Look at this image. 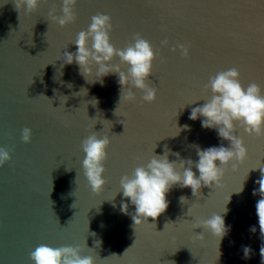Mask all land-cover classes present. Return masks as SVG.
I'll use <instances>...</instances> for the list:
<instances>
[{"label": "water", "instance_id": "water-1", "mask_svg": "<svg viewBox=\"0 0 264 264\" xmlns=\"http://www.w3.org/2000/svg\"><path fill=\"white\" fill-rule=\"evenodd\" d=\"M54 7L62 14V0H44L33 13H20L15 0H0V147L11 154L0 167V264H34L31 253L41 244L79 246L97 264H261L260 196L252 194L260 170L250 172L243 193L234 191L249 169L264 167V136H249L237 122L248 149L243 164L230 165L218 187L202 186L197 196L190 187H173L167 210L136 229L131 215L120 211V180L146 165L155 147L156 154L167 145L195 161L194 144H220L214 130L189 119L191 108L211 97L206 85L217 72L235 67L245 87L255 82L264 92V0H79L76 20L66 27L50 19ZM99 13L111 17L115 47H126L136 34L152 44L156 59L147 82L157 89L154 102H143V92L133 89L137 100L120 103L118 73L101 85L86 80L75 63L60 68L58 58L67 47L76 51L79 32ZM112 63L127 71L118 56ZM185 124L191 131L176 135ZM25 127L32 130L30 143L22 139ZM93 133L111 141L100 193L82 165V142ZM181 196L189 202L182 204ZM225 205L232 227L220 244L193 225ZM243 245L252 247L251 259H243Z\"/></svg>", "mask_w": 264, "mask_h": 264}, {"label": "clouds", "instance_id": "clouds-1", "mask_svg": "<svg viewBox=\"0 0 264 264\" xmlns=\"http://www.w3.org/2000/svg\"><path fill=\"white\" fill-rule=\"evenodd\" d=\"M42 2L44 0H15V5L20 13L22 11L33 13L39 9ZM76 4L77 0H62L60 9L62 14L57 15V10L54 7L49 11L50 19L61 27L73 23L76 20L74 11ZM112 29V20L109 15L99 13L92 16V22L88 29L80 31L74 42L77 46L76 51L71 52L67 47L62 56L58 58L61 61L60 68L63 69L65 66L75 63L86 80L91 83L99 82L101 85L104 84V77L118 73L119 83L122 86L120 103L122 100L129 103L137 100L136 92L133 89L143 92V102H154L157 98V89L147 82L149 76L152 75L153 62L156 59V52L152 44L141 35L136 34L133 38L134 42L129 43L126 47L117 48L111 42L110 32ZM90 41L91 43H89ZM163 43L166 44L167 41H163ZM179 48L185 58L189 57L190 50L187 46L180 44ZM116 56L120 58L122 64L127 65L126 72L121 69L120 64L112 63ZM206 87L211 89V97L205 99L204 104L191 108L189 119L199 120L203 129L214 130L221 142L219 145L207 148L194 144L198 156V160L195 161L191 158H180V153L172 152L167 145H165L163 154H156L155 147L153 155L146 165L136 167L131 175H124L121 178L120 191L123 192L125 199L121 201L120 211L122 214L131 215L135 229L148 221V218L156 219L167 210L170 203L167 194L173 187L177 185L182 188L190 187L193 196H197L202 186L218 187L225 170L230 165L233 170H236L240 164H243L248 157V149L244 140L236 134L237 122L249 136H264V92L259 84L253 82L245 87L240 81V71L233 67L219 71L210 77ZM95 101L98 103L97 100ZM195 103L196 101L191 104ZM183 108L179 111H182ZM177 129L176 135L182 130L191 131V125L185 124ZM31 138L32 130L25 127L22 134L23 141L30 143ZM224 141L228 142L227 146ZM110 143V138L107 135L100 138L96 133L87 136L82 142V149L85 153L82 161L84 175L96 193H100L106 184L104 162L108 158L107 149ZM170 154L175 155L178 159L170 160ZM10 160L9 150L0 147V167ZM194 169L198 170V176ZM255 169H259L261 173L255 181L258 187L253 188L252 194L260 196V199L256 201L255 208L261 240V264H264V167L249 169L239 189L234 192L236 194L243 193L249 174ZM115 196L111 200L114 201ZM180 201L182 204L189 202L184 196L180 197ZM129 202L135 206V211L132 213H129ZM230 202L231 198L227 204ZM226 205L222 211L214 213L210 218L198 220L193 225L194 228L203 227L210 231L219 238L220 244L232 227L226 222L229 211ZM190 214L191 206L188 210V215ZM249 231L255 234L257 226H250ZM99 243L98 241L97 244L99 245ZM242 251L243 259H251L253 249L250 245H243ZM81 252L82 248L79 246L53 248L41 244L31 253V258L34 264H97L92 255L82 256ZM221 255H223L222 251Z\"/></svg>", "mask_w": 264, "mask_h": 264}, {"label": "snow or ice", "instance_id": "snow-or-ice-1", "mask_svg": "<svg viewBox=\"0 0 264 264\" xmlns=\"http://www.w3.org/2000/svg\"><path fill=\"white\" fill-rule=\"evenodd\" d=\"M78 3H79V0H77V4H78ZM77 4H76V5H77Z\"/></svg>", "mask_w": 264, "mask_h": 264}]
</instances>
